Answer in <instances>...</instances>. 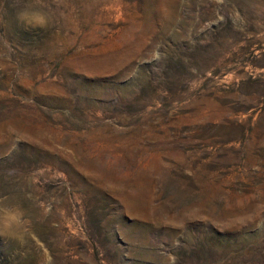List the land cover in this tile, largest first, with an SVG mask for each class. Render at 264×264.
Returning <instances> with one entry per match:
<instances>
[{
	"label": "rangeland",
	"instance_id": "obj_1",
	"mask_svg": "<svg viewBox=\"0 0 264 264\" xmlns=\"http://www.w3.org/2000/svg\"><path fill=\"white\" fill-rule=\"evenodd\" d=\"M4 208L0 264H264V0H0Z\"/></svg>",
	"mask_w": 264,
	"mask_h": 264
},
{
	"label": "clouds",
	"instance_id": "obj_2",
	"mask_svg": "<svg viewBox=\"0 0 264 264\" xmlns=\"http://www.w3.org/2000/svg\"><path fill=\"white\" fill-rule=\"evenodd\" d=\"M21 18L25 23H29L27 17L21 14ZM33 26L40 27L43 26V18L36 17L31 21ZM24 213L19 208H4L0 211V235L8 233L13 226L19 225L23 222Z\"/></svg>",
	"mask_w": 264,
	"mask_h": 264
}]
</instances>
